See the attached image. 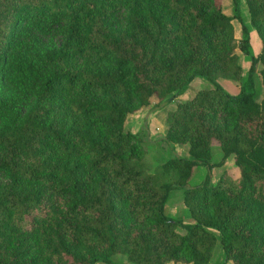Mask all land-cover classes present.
<instances>
[{"label":"trees","instance_id":"obj_1","mask_svg":"<svg viewBox=\"0 0 264 264\" xmlns=\"http://www.w3.org/2000/svg\"><path fill=\"white\" fill-rule=\"evenodd\" d=\"M244 2L258 54L241 0L231 16L221 0H0V264H206L217 242L224 264H264V0ZM72 35L91 57L81 69ZM197 78L212 86L177 105L163 137L188 155L148 172L127 116ZM213 143L238 176L191 185ZM173 189L187 222L165 213Z\"/></svg>","mask_w":264,"mask_h":264},{"label":"rangeland","instance_id":"obj_2","mask_svg":"<svg viewBox=\"0 0 264 264\" xmlns=\"http://www.w3.org/2000/svg\"><path fill=\"white\" fill-rule=\"evenodd\" d=\"M221 5L223 12L226 15L231 16L233 14L232 0H221ZM241 15L244 22L248 25L251 34V43L253 45V50L255 54L260 52L261 41L258 37L256 31L249 26V16L247 6L244 0H241ZM233 33L236 42L240 38L241 26L237 20H232ZM236 53L238 55L239 63L242 67V73L246 74L250 64L249 56L243 54L240 49L236 48ZM91 61V57L84 53L80 41L75 36H69L68 45V63L78 69L83 66L88 65ZM261 68V64L257 65V72L255 74L256 84L258 87L257 100L263 94V88L260 84V78L258 71ZM223 87L229 92L238 91V83L232 79H223ZM212 86L209 82L203 80L202 78H197L191 82L189 88L181 95L177 96L171 103L164 106L158 110H152L150 105L142 107L140 110L136 111L127 116L125 121V129L137 134L144 141V164L145 169L148 172H156L158 167L167 159L174 156H187L189 145L185 144H167L164 142L163 137L166 134L169 122L168 118L172 112L176 109L177 105L181 102L191 99L196 92L203 88ZM69 96L71 90L69 91ZM67 95H62L55 100L56 104H59L63 109L64 102H66ZM62 108L60 112L62 111ZM63 114L61 113V116ZM67 116V115H64ZM74 121V116L69 113L67 123ZM213 162L210 168L206 166H198L195 168L193 176L190 180L191 185L201 184L205 182L215 183L225 174L231 178H236L239 174L238 168L234 165L232 156L223 159L220 152L218 144L213 143ZM165 213L167 216H171L175 219H181L183 222L189 221V214L186 207L183 204V192L181 189H173L170 192L169 198L165 206ZM178 231L183 233L182 228L178 227ZM115 259L121 264H131L127 256L119 253L115 255ZM224 256L219 242H217L212 250V256L208 263L206 264H224ZM104 264V263H97ZM166 264H191L187 262H172L169 261ZM225 264H233L229 260Z\"/></svg>","mask_w":264,"mask_h":264},{"label":"crops","instance_id":"obj_3","mask_svg":"<svg viewBox=\"0 0 264 264\" xmlns=\"http://www.w3.org/2000/svg\"><path fill=\"white\" fill-rule=\"evenodd\" d=\"M250 36H251V34H250Z\"/></svg>","mask_w":264,"mask_h":264}]
</instances>
